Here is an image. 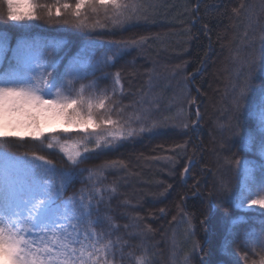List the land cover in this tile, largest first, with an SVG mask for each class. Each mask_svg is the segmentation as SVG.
I'll use <instances>...</instances> for the list:
<instances>
[{
    "label": "trees",
    "instance_id": "trees-1",
    "mask_svg": "<svg viewBox=\"0 0 264 264\" xmlns=\"http://www.w3.org/2000/svg\"><path fill=\"white\" fill-rule=\"evenodd\" d=\"M38 2L52 4L55 0ZM132 2L138 10L130 22L114 25L101 16L105 27L93 32L44 20L29 22L31 27L23 28L0 17V33L7 34L9 49L22 40L60 41L63 63L87 49L84 59L93 64L109 51L110 41L144 38L143 43L131 47L113 67L97 72L96 77L107 74L99 80V90L111 92L113 74L119 72L123 89H116L113 99L116 108L123 109L120 118L131 119L132 127L139 128L135 118L147 109L146 126L155 122L158 127L78 165V169H93L92 178L87 171L79 173L65 198L81 189L93 194L95 188L104 190L102 199L96 197L92 201L90 217L100 223L89 225L85 220L79 228L84 231L94 227L103 234L104 242L111 240L116 245L114 264H135L128 254L140 255L145 249L150 264H199L200 255L208 264H252L259 259V249L253 252L246 247L243 236L249 230L258 233L264 229V221L256 212H241L235 200L222 201L217 189L221 179L232 184L239 179L228 160L241 157L257 167L261 163L258 152L245 150L229 138L234 131L230 125L235 123L231 106L233 85L239 83L242 69L253 58L260 59L261 69L244 111L243 127L247 132L256 126L260 92L264 89V0ZM231 24L235 30L230 29ZM10 58L11 51L0 60V66L6 68ZM223 62L226 69L219 98L223 107L214 114L209 106L214 86L209 71ZM86 70L90 72L91 68ZM96 77L89 76L76 86ZM113 118H117L115 113ZM185 123L187 129L183 127ZM64 127L62 124L56 130ZM213 139L222 140L225 148L215 152L211 147ZM20 144L16 140L0 141V149L16 156L36 150L52 159L57 168L71 167L58 151H39L42 146L34 141ZM134 149L137 150L133 152ZM144 151L150 153L152 165L162 173H149L146 177L135 174L128 159ZM190 160V171L181 176ZM110 162H116L115 166H107ZM144 192L157 196L143 198ZM210 194L215 197L211 212ZM205 216L207 222L202 225ZM237 217L239 221L233 224ZM229 238L230 246L225 248L224 241ZM197 244L203 247L202 253L194 252ZM246 252L247 262L242 259Z\"/></svg>",
    "mask_w": 264,
    "mask_h": 264
},
{
    "label": "snow or ice",
    "instance_id": "snow-or-ice-1",
    "mask_svg": "<svg viewBox=\"0 0 264 264\" xmlns=\"http://www.w3.org/2000/svg\"><path fill=\"white\" fill-rule=\"evenodd\" d=\"M2 5L0 17L23 28H30L29 22L44 20L84 32L105 27L101 16L114 25H125L138 10L132 0H55L52 4L38 0H2ZM143 40L142 37L110 41L109 51L93 64L84 59L87 49L63 63L60 41L22 40L9 49L7 34L0 33V60L11 51L8 66H0V141L16 140L21 142L20 146L27 141L38 142L42 146L39 151H58L71 166L57 168L52 159L36 150L16 156L0 149L4 157L0 166V264H114L116 245L111 240L104 242L103 234L97 233L94 227L84 231L79 228L85 220L89 225L100 223L99 219L93 221L90 217L92 201L96 197L102 199L104 190L95 188L93 194L81 189L66 198L65 193L79 173L87 171L89 179L92 178L93 169H78V165L94 154L114 149L123 141L157 129L155 122L146 126L147 109L135 118L139 128L132 127L131 119L120 118L123 109H117L113 99L116 89H123L119 72L113 74L111 92L99 90V80L107 74L96 77L97 72L103 73L105 68L113 67L117 59ZM260 69V59L253 58L242 69L239 83L233 85L231 106L235 123L230 125L234 131L229 139L245 150L258 152L261 163L257 167L241 157L228 160L239 179L235 184L221 179L217 195L222 201L235 200L241 212H256L264 221V89L260 92L255 128L245 132L243 127L244 111ZM89 76L96 78L76 86ZM53 120L61 121L65 127L46 134L43 126ZM183 127L187 129L188 124ZM21 128L27 131L22 133ZM115 164L110 162L107 166ZM190 168L191 160L181 176ZM214 199L210 194L209 212L215 206ZM239 219L237 217L232 223L236 224ZM206 222L207 216L201 224ZM243 241L253 252L259 249V259L252 264H264V229L258 233L249 230ZM230 243L231 239H226L223 246L228 248ZM194 252L202 253L203 247L195 245ZM128 255L135 264H150L146 249L140 255ZM242 259L247 262V252ZM199 264H208L205 256L200 255Z\"/></svg>",
    "mask_w": 264,
    "mask_h": 264
},
{
    "label": "rangeland",
    "instance_id": "rangeland-1",
    "mask_svg": "<svg viewBox=\"0 0 264 264\" xmlns=\"http://www.w3.org/2000/svg\"><path fill=\"white\" fill-rule=\"evenodd\" d=\"M231 24L230 29H234V25ZM226 26V25H225ZM235 30V29H234ZM221 47H225L224 45H222ZM183 50V49H180ZM225 65L224 62L222 64H220V66H217L216 68L210 70L209 72L212 74V83H213V93L210 95V112L214 111V114L219 112V109H222V104L220 102V88L223 82V79L225 77ZM210 92V91H209ZM219 95V96H218ZM213 108V109H212ZM63 123L59 120H53L50 123H47L43 126V131L45 133H50L52 132L54 129L59 128ZM20 132H25L27 131V129H19ZM210 147V145L208 146ZM211 147L212 149L215 150V152H220L222 148H225L224 143L222 142V140L220 139H213L212 143H211ZM137 149H134V151H136ZM149 151V150H148ZM138 155H134L132 156V158L128 159V162L130 163L131 167H134L135 170V174L138 175V177L143 176L146 177L149 175V173H162L160 170H156L154 168V166L151 163V159L148 158V155L150 153L144 151L141 153H138ZM140 154V155H139ZM220 157V156H217ZM2 162H4V158L0 157ZM216 158V157H215ZM142 181V180H141ZM138 182V181H137ZM144 182V180H143ZM152 183H154V180L152 181ZM143 198H155L157 196L156 193L152 194L149 192H144L141 194Z\"/></svg>",
    "mask_w": 264,
    "mask_h": 264
}]
</instances>
